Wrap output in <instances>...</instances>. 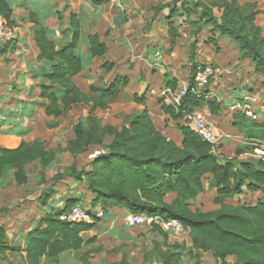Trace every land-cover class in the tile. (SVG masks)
Wrapping results in <instances>:
<instances>
[{"label": "trees", "instance_id": "1", "mask_svg": "<svg viewBox=\"0 0 264 264\" xmlns=\"http://www.w3.org/2000/svg\"><path fill=\"white\" fill-rule=\"evenodd\" d=\"M91 1L96 5L103 3ZM168 8L170 45L178 38L171 20L174 15L185 17L193 37L187 91L175 109L162 106L169 119L183 123L176 125L180 145L156 130L146 109L132 114L119 129L100 123L96 112L109 109L118 98L120 87L128 86V79L116 77L107 88H91L89 96L74 85L72 78L91 66L93 59L102 58L107 48L97 34L89 35L82 56L79 24L70 16L71 40L65 46L57 48L43 28L33 33L37 60L50 66L49 73L43 76L46 84L40 85V97L45 101L41 105L46 116L66 117L71 107H80L86 111V117L72 127V138L61 149H49L40 140L28 143L22 139L23 133H0V178L13 171L15 184L24 186L28 183L25 167L30 164L37 163L43 170L56 160L58 152L78 156L91 147L101 148L103 153L93 158L89 170L76 171L72 165L58 179L69 177L75 184H85L94 197L91 206H99L104 217L113 208L147 217L153 232L161 238L155 245L161 264H180L181 251L176 252L180 246L169 244L168 234L160 227L168 221L178 222L187 231L190 252L209 254L216 264H228V258H233V264H264V163L238 159L251 153L250 145L235 148L232 158H223L217 154L219 146L212 148L187 126V117L194 110L206 107L211 114L220 110V103L208 97L206 87L192 91L195 74L202 66L195 62L199 35L204 33L205 43L216 49L220 39L232 42L240 56L251 62L254 73L264 76V35L255 24L264 10H257L255 4L240 5L236 0H182L180 8L173 5ZM0 16L13 29L12 9L6 0H0ZM100 68L109 73L114 65L104 63ZM165 85L172 93L176 92L175 81H166ZM132 100L143 103L136 94ZM206 176L210 177L213 204L218 209L192 211L191 202L203 193ZM246 192L259 193L260 198L254 204H226ZM168 194L175 195L170 204L164 203ZM54 195V190L48 189L39 197L42 213L22 239V247L8 246L6 233L0 227V256L19 253L25 264H44L43 261L64 254L80 253L84 246L96 241L95 238L84 241L81 236L96 228V214H91V209L85 211L89 222L61 220V216L76 208L79 200L62 198L59 201L62 206L58 207L57 202H52Z\"/></svg>", "mask_w": 264, "mask_h": 264}, {"label": "crops", "instance_id": "2", "mask_svg": "<svg viewBox=\"0 0 264 264\" xmlns=\"http://www.w3.org/2000/svg\"><path fill=\"white\" fill-rule=\"evenodd\" d=\"M6 1L12 9L15 39L9 44L0 43V95H9V99L13 103V108L18 114L15 115V112L13 114L10 112L3 114V118H0V133L12 135L23 133L22 139L28 143L35 140L44 141L39 138H32L33 131L30 130L29 125L31 122H45L50 128V131H57L60 127V118H67L80 108L71 107L66 117L46 116L44 108L41 105L45 101L40 97V85L46 84L43 76L49 73L50 66L44 61L40 62L37 60L38 51L33 41L34 32L43 28L49 34L57 48L65 46L71 40L69 20L70 16H74L79 24V53L82 56H85L86 52V37L95 34L99 36L100 41L107 48V53L102 58L93 59L91 66L72 78L74 85L88 96L91 95V88H107L116 77H120L115 73V70L124 63L134 64L131 71L125 72L126 74H136L137 68H140L139 73L141 71H147V73H158L159 75L162 74L165 76L167 71L164 69H168L166 66L174 69L175 59L181 52L177 44L170 45L166 32L164 31L168 29L167 26L162 27L164 21L161 19V16H164L165 11H161L157 15L153 12L156 0H117L115 4L103 0V3L98 5L93 4L91 0ZM236 1L239 4L241 2L255 3L257 10H264V0ZM255 24L264 33V14L256 17ZM184 37H187V35H184ZM219 44L220 48L230 47V50L237 53V49L232 42L224 39ZM159 46L167 49L168 53L162 54L157 50ZM230 59L231 61L226 59L227 61L220 63L214 58V61L210 62V64L213 63L216 65L217 68H215V71H219L221 68L225 74H229L233 68H237L240 71L239 74H243L244 72L241 70L243 67L238 66L239 58H235L234 56V58ZM104 63L113 64V70L109 73L104 72L100 68ZM163 63L165 68L162 66ZM249 69L253 73V76H250V73L247 72L246 79L242 78L239 84L242 82L249 83L252 89L260 81L259 77L261 75L255 74L252 66ZM125 73L123 72V74ZM140 76V80L135 78L134 82H132L133 85H136L133 89L130 90L129 85L125 88L120 87V94L110 104L109 109L106 111H97L96 116L101 118L102 115V119H106V121H102V125H110L113 128L119 129L121 126L117 128L111 123L107 124V119L113 115L120 114L121 117L119 120H121L124 116H130L146 109L156 130L179 146L181 136L180 134L175 136L172 130L173 126L176 130V125L183 123H176L172 119H169L167 112L162 110V106L165 108L171 106L173 109L176 107L175 103H171L169 99L161 95L162 91L167 89L164 79L158 82L156 90L151 86H146L144 77L142 75ZM180 88L181 86L179 85L178 89ZM15 90H17L18 95L14 94ZM218 92H208L209 98H215L220 103V110L217 113L211 114L206 107L199 109L206 115L210 123L217 128L220 134L218 154L223 158H232L237 147L246 145L253 146L257 145V143L263 144L264 133L261 131L262 129L264 130V117L262 116L264 114V107L259 106V118L261 122L254 124L253 122L245 120L243 117V119L239 116L234 117L225 112L223 107L226 105L224 103L229 102L232 93H227L223 98H219ZM134 94L142 99L143 103H135L132 100ZM125 95L126 97L130 95L131 100H126L123 97ZM156 99L161 100V103H157ZM0 100H3V97H0ZM80 109L83 111V117L79 118V120L86 117V111L82 108ZM22 110L25 112L28 111V114L21 115L20 111ZM242 122L250 123L254 126V129H243L240 125ZM257 132H259V135ZM27 137H29L28 140H26ZM261 137L262 139H260ZM245 156L248 157V154L242 155L238 159L245 160ZM206 177L207 180L210 178L209 176ZM206 189L203 185V193L195 201L191 202V205H196L193 208L191 207L192 211L197 210L201 212L200 206ZM211 194L214 198V190ZM174 197V194H168L164 198V203L170 204ZM230 202L226 201V204ZM61 206L62 203L59 202L58 207ZM197 206L198 208H196ZM126 214L124 210L113 208L105 216L104 219L106 220L104 221L106 223H115L118 218L124 220ZM116 216L118 217L117 219L115 218ZM38 217L39 215L36 216L33 225ZM86 234L83 233L81 235L84 241H86L84 239ZM21 243L22 247L23 242L21 241Z\"/></svg>", "mask_w": 264, "mask_h": 264}, {"label": "rangeland", "instance_id": "3", "mask_svg": "<svg viewBox=\"0 0 264 264\" xmlns=\"http://www.w3.org/2000/svg\"><path fill=\"white\" fill-rule=\"evenodd\" d=\"M181 1L182 0H178V2H175V0H156V4L154 5L155 9H153L154 14L157 15L161 11H165L164 16H161V19L164 21L162 27L167 26L169 29L168 24L166 23V21L169 20L168 6L173 5L180 8ZM245 3L241 2L240 5ZM171 20L174 30L178 33V38L175 40V44L178 45L181 51L175 59L176 63L174 69L170 68V66H166L170 70L166 69L163 63L162 66L165 68L164 70L167 71L165 76L162 74L159 75L158 73H147V71H141L139 73L140 68H137L136 74L130 75L125 72L131 71L134 64L124 63L122 66H118L115 73L121 78L126 76L130 90L136 86L133 85L132 82H134L135 78H141L140 75L144 77L145 85L151 86L154 89L158 87V82L161 79H164V83H166V81H175L177 84L176 89H178L179 85L181 88L188 85L191 69V65L188 62V56L190 44L193 42V37L190 35V28L187 25V22H184V16L177 17V15H174ZM168 29H165L164 31L166 32L167 39L170 43ZM261 33L264 35L263 32ZM203 34L204 33L200 34L198 37L199 42L196 47V63L199 65L202 64V66L208 65L210 62L214 61V58L220 63H223L224 61H227L226 59L231 61L230 58H234L235 56V58H239L238 66L243 67L241 70L244 72L243 74H239L240 71H238L237 68H233L229 74H225L221 68L219 71H215V68L217 67L212 63L213 65L210 64L209 66H211L213 74L209 79V84L205 91H208L209 93L219 91V98H223L227 93L231 92L232 96L229 98V102L226 104L224 103L226 106L222 107L225 112L231 114L232 116H240L238 113L228 110V108H230L231 104L244 92L256 94L259 100V106L264 107V76L259 77L260 81H258L256 87L252 89L249 83L246 84L242 82L239 84L242 78L246 79L248 75L247 72L250 73V76H253V73L249 69V67L252 66L251 62L247 58L241 57L238 50L236 53L235 51L230 50V47H222L223 49L220 48L219 42L224 39H220L218 41L217 49L211 44L205 43ZM184 35H187V37H184ZM157 50H159L162 54L168 53L167 49L162 46L157 47ZM123 72L125 74H123ZM50 92H55V90H50ZM14 94L18 95L17 90L14 91ZM0 97H3V100H0V118H3V114L8 112L13 114L15 110L11 99H9V95H0ZM123 97L128 101L131 100L130 95H128V97H126V95ZM158 101L159 99H156L157 103ZM78 109L79 110L75 111L73 115L64 119L60 118V127L57 131H50V128L45 124V122H31L29 125L30 130L33 131L32 138L44 140L46 147L49 149L64 148L67 141L72 138V127L79 121L83 120H79V118L83 117V111L80 108ZM20 112L21 115L28 114V111L25 112L22 110ZM17 114L18 112H15V115ZM130 116H124L123 119L119 120L121 117L120 114L113 115L107 119V124L111 123L119 128L128 120ZM262 116L264 117V114ZM97 118L101 124L103 120L106 121V119H102V115L101 118L98 116ZM260 122L261 120L259 118L257 123ZM240 125L243 129H254V126L248 122H242ZM261 132L264 133V130L262 129ZM172 133L175 134V136L179 134L178 131L174 129V126ZM258 133L259 132H257V134ZM28 139L29 137L26 138V140ZM257 145H262L264 147V143H257ZM101 150V148L91 147L84 154L78 156H71L65 152H58L56 154V160L48 168L43 170H41L37 163L30 164L25 167L28 183L24 186H17L15 184L12 175L13 171H8L0 178V227L3 228L6 233V242L8 246H21L23 236L33 226V221L36 216L39 214L41 215L42 213L40 212L38 200L41 194L47 192L48 189L54 190L55 199L52 202H57V206L62 198L73 197L78 198L79 201L76 204V207H79L81 210L90 211L91 209V214L101 212L99 206H91L90 202L94 197L87 191L85 184H75L69 177L58 179V176L66 172L72 165L75 166L76 171L89 170L90 163L92 162L94 156ZM244 159L253 158L245 156ZM208 180L203 179L205 189L207 188L209 190L206 189V192L204 193L200 206L201 212L218 209V206L213 204V195L211 194L213 189ZM259 198L260 195L258 193H245V195L241 198L233 199L228 204L233 206L254 204ZM195 206L196 205H191L192 208ZM196 208H198V206ZM108 213H110V211L107 212L105 216H107ZM104 218L105 217H103V219H98L96 228L87 232L85 235L84 239L86 241L91 238H95L96 241L84 246L82 252L64 254L55 260L43 261L44 264H161L155 251V245L159 244L161 238L157 233L153 232L151 226L144 225L133 227L131 229L122 218H118L116 216L115 218H118V220L115 223H106V221H104L106 219ZM163 232L168 234L167 242L169 244H176L180 246V249L176 251H181L180 264H216L209 254L190 252V240L186 230L179 235L165 230ZM233 262V258L227 259L228 264H233ZM0 264H25V262L23 255L8 252L4 257L0 256Z\"/></svg>", "mask_w": 264, "mask_h": 264}, {"label": "built area", "instance_id": "4", "mask_svg": "<svg viewBox=\"0 0 264 264\" xmlns=\"http://www.w3.org/2000/svg\"><path fill=\"white\" fill-rule=\"evenodd\" d=\"M107 2L115 4L117 0H107ZM15 39V34L12 28H10L5 20L0 16V43L7 44L13 42ZM213 71L211 66L204 65L198 67L195 74V86L192 91L203 90L209 84V79L212 76ZM187 91V86L178 89L175 93H172L169 89H164L161 93L162 97H166L171 101V103L177 104L179 99L185 95ZM230 110L240 114L245 120L256 123L259 120V104L258 97L254 93L244 92L241 96L231 104ZM187 126L190 131H192L197 137H199L203 142L212 146V148H217L220 144V134L215 126H213L206 115L199 109L194 110L187 117ZM103 153V151L97 152V155ZM94 156V157H95ZM249 157L259 160L264 163V147L261 145H253V149ZM98 219H103V213L99 212L96 214ZM61 220L67 221H85L89 222V215L81 210L79 207L72 209V211L63 215ZM125 223L129 228L148 225L150 226V220L143 215L126 214L124 218ZM161 229L165 231H170L174 234H182L184 228L175 221H168L160 225ZM163 230V231H164Z\"/></svg>", "mask_w": 264, "mask_h": 264}, {"label": "water", "instance_id": "5", "mask_svg": "<svg viewBox=\"0 0 264 264\" xmlns=\"http://www.w3.org/2000/svg\"><path fill=\"white\" fill-rule=\"evenodd\" d=\"M213 154H214V152H213Z\"/></svg>", "mask_w": 264, "mask_h": 264}]
</instances>
